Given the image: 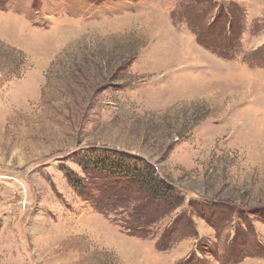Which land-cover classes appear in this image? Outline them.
I'll return each mask as SVG.
<instances>
[{
  "label": "rangeland",
  "instance_id": "1",
  "mask_svg": "<svg viewBox=\"0 0 264 264\" xmlns=\"http://www.w3.org/2000/svg\"><path fill=\"white\" fill-rule=\"evenodd\" d=\"M0 264H264V0H0Z\"/></svg>",
  "mask_w": 264,
  "mask_h": 264
},
{
  "label": "trees",
  "instance_id": "2",
  "mask_svg": "<svg viewBox=\"0 0 264 264\" xmlns=\"http://www.w3.org/2000/svg\"><path fill=\"white\" fill-rule=\"evenodd\" d=\"M80 165H83L82 163H80ZM101 168V171L100 172H102V174L103 173H105L104 171H108V172H110L111 173V177H117V176H121V177H124L125 176V174L126 173H128L129 172V170L127 169V168H125V167H122V170H118V169H116V167H113V166H111V165H103V166H100V164L98 163V165H96L95 166V168ZM96 168V169H97ZM149 168L152 170V171H154L156 174H157V171H156V168H155V166L154 165H152V164H150L149 165ZM84 169H86V168H84ZM96 169H94L95 170V172H97V170ZM99 171V170H98ZM136 171V170H135ZM137 180H138V177L136 178ZM159 179H160V184H162V185H164V186H166L167 187V189L168 190H170V191H172V189H173V186L169 183V182H167L165 179H163V178H161L160 176H159ZM73 181L74 182V185L76 186H79L80 187V185H81V182L79 181V180H77V179H75V178H71L70 179V181ZM121 180H118V181H116V182H120ZM139 181H142V180H139ZM148 182V181H147ZM155 183H157V182H155ZM146 185H148V184H146ZM154 185H159L158 183L157 184H154ZM153 185V186H154ZM144 188V187H143ZM113 189V191H117V188H112ZM162 189H164V188H162Z\"/></svg>",
  "mask_w": 264,
  "mask_h": 264
},
{
  "label": "bare ground",
  "instance_id": "3",
  "mask_svg": "<svg viewBox=\"0 0 264 264\" xmlns=\"http://www.w3.org/2000/svg\"><path fill=\"white\" fill-rule=\"evenodd\" d=\"M110 244V243H109Z\"/></svg>",
  "mask_w": 264,
  "mask_h": 264
}]
</instances>
